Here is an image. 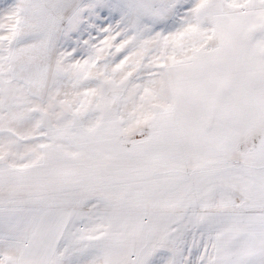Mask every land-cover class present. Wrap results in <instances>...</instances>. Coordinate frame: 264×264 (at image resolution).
Returning <instances> with one entry per match:
<instances>
[{
  "label": "snow or ice",
  "instance_id": "6c2138e0",
  "mask_svg": "<svg viewBox=\"0 0 264 264\" xmlns=\"http://www.w3.org/2000/svg\"><path fill=\"white\" fill-rule=\"evenodd\" d=\"M0 264H264V0H0Z\"/></svg>",
  "mask_w": 264,
  "mask_h": 264
}]
</instances>
